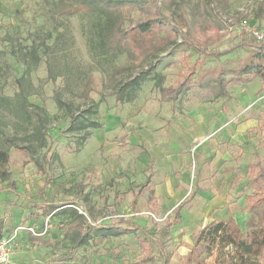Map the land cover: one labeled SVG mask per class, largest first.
I'll return each instance as SVG.
<instances>
[{"label": "rangeland", "instance_id": "1", "mask_svg": "<svg viewBox=\"0 0 264 264\" xmlns=\"http://www.w3.org/2000/svg\"><path fill=\"white\" fill-rule=\"evenodd\" d=\"M159 4L164 15L208 50L250 40L252 33L243 29V20L264 31V0H159ZM58 8L54 0H0V96L11 99L0 105V143L4 137L15 138L7 146L11 175L8 181L0 179V234L32 225L40 229L42 238L34 243L27 230L19 234L9 264H151L142 260L147 254L162 264L152 240L142 246L134 234L104 235L93 230L88 242L74 246V230L76 223L90 222V217L106 224L134 218L151 232L166 221L170 202L162 204L154 195L155 183L150 181L134 200L141 184L134 149L147 153L166 145V134L159 133L173 124L179 127L177 139L191 135L196 145L217 140L214 150L222 158L218 161L214 155L209 161L216 163L205 184L214 193L209 206L205 196L195 197L183 210L182 225L164 236L170 255L166 264H230L236 259L233 245L195 244V236L207 222L218 220L239 225L244 235L264 225V207L251 208L246 202L254 193L248 183L249 163L257 158L264 163V110L258 107L255 112L259 122L248 130L246 148L222 132L230 122L237 126L243 117L238 104L235 113L226 114L227 101L241 94L238 87L230 85L227 96L217 97L209 87L199 86L177 100L163 98L161 87L173 84L198 58L197 78L219 66L239 67L250 48L241 46L216 58L201 54L180 35L173 41L164 28L128 32L131 20L145 15L134 4L116 12L80 10L72 15ZM34 52L40 56L38 63ZM27 68L33 86L25 88L33 93L25 97L19 93L17 79ZM142 70H149L150 76L136 97L117 101L116 88ZM25 98L30 119L18 109ZM195 109L208 113L201 124L198 120L201 130H192L189 122L196 121L190 115ZM72 116L93 124L73 128ZM144 131L142 146L130 141L131 134ZM107 168L110 172L104 175ZM13 182L16 193L10 191ZM5 187L10 190H2ZM58 200L75 201L77 212H56L51 205L43 211L32 205ZM196 203L200 206L196 216H203V222L192 217ZM263 262L264 252L251 259L252 264Z\"/></svg>", "mask_w": 264, "mask_h": 264}, {"label": "trees", "instance_id": "2", "mask_svg": "<svg viewBox=\"0 0 264 264\" xmlns=\"http://www.w3.org/2000/svg\"><path fill=\"white\" fill-rule=\"evenodd\" d=\"M54 4L58 5L59 12L72 15L80 10L85 11H101V12H116L127 4H134L145 15L140 18H133L131 24L128 26L127 31L133 32H148L156 29H166L173 41L180 35L186 43L195 47L201 54L206 56H214L216 58L226 55L232 52L234 49L246 46L249 47L248 56L245 61L239 67L233 69H227L223 66L213 68L205 72L200 78H197L199 58L192 64L188 65L186 71L182 73L178 79L170 85L161 87V93L163 98H169L170 100H177L179 97L193 90L196 87H202L204 90L209 87L215 96H225L226 89L230 85H237L248 83L256 78H259L264 85V31L261 38L252 35L250 40L242 39L241 41L220 50H208L195 39H192L178 23L162 13L159 0H54ZM110 29V27H108ZM35 63H38L40 56L38 53H31ZM228 75H231L228 78ZM150 76L149 70H142L135 76L122 82L115 91L117 101H131L136 97L137 91L141 88L142 83ZM30 69L27 68L18 79L17 84L19 86V93L30 95L33 93L32 89L26 90L25 86L32 88L33 84L29 81ZM4 102H11L10 97L2 95L0 96V105ZM27 99L25 98L18 104L19 111L25 113L26 118H31V111L27 107ZM41 108V107H39ZM73 128H87L93 123L80 119L79 116H72ZM15 141L14 137H4L3 144L0 143V179L2 181H8L11 175L8 168L9 164V150L8 145H13ZM44 141L42 142V145ZM251 171V178L248 183L253 185L254 193L247 198V203L251 208L264 207V163L260 158L256 161L249 163ZM10 183V182H8ZM10 187L2 189L8 191ZM10 190L16 193L15 183L13 182ZM188 202L183 201L178 204L167 216L166 221L160 226L156 227L154 232L151 229L139 224L134 218H122L118 221H114L110 224H106L103 221L97 223L96 220L90 217V222L85 219L83 222L75 224L76 242L74 246H78L88 242L92 236V231L100 232L104 235H122V234H134L138 242L144 246L149 245V241L152 240L156 243L160 250V257L162 258V264H166L170 255L166 252V242L164 236L169 235L170 229L173 225L181 223V212L185 204ZM51 204L55 211L60 212H77V209L72 206L76 204L75 201L62 200L52 203H46L45 201H37L32 203L35 208L46 209L47 205ZM84 211L88 215V209L85 205H82ZM83 216V215H81ZM141 233H140V232ZM33 240H41L40 236L33 235ZM204 241H208L209 244H221V245H233L235 247L236 259H232L230 264H252L251 259L261 256L264 252V225L259 228L252 229L243 234L239 225H231L228 221H213L205 225L200 232L195 236V244H200ZM192 249L188 252L185 262L189 263L191 259ZM144 262H150L156 264L157 257L155 255L147 254L143 259ZM255 264V263H254ZM257 264H264L257 263Z\"/></svg>", "mask_w": 264, "mask_h": 264}, {"label": "crops", "instance_id": "3", "mask_svg": "<svg viewBox=\"0 0 264 264\" xmlns=\"http://www.w3.org/2000/svg\"><path fill=\"white\" fill-rule=\"evenodd\" d=\"M234 86L238 87V91H241V94H238L237 99L233 98L232 101H227L228 105L230 106V109L226 114L229 115L230 114L229 112L232 113V111H234L235 113L237 110L235 104H238L237 107L241 108V113L243 117L237 126L230 122L225 127V129L222 130V132L223 133L226 132L227 133L226 135H228V137L231 136V140L233 142H237L238 144H242L244 147H246L250 145L249 143L250 139H248V141L246 139L247 136L249 137L248 130L257 126L259 122L258 118H256L255 112H257L258 107H260L261 110H264V105H263L264 93L263 92L258 93V91H260L261 89L264 90V85L261 83L259 78H256L251 82L237 84ZM225 96H227V89ZM225 102L226 99L223 101L222 105H224ZM251 104L253 105L249 106ZM207 114H208L207 112L204 113L199 109L193 110V112L190 115L193 116L196 119V121L194 122L191 119H189V122H192L191 124L193 125L191 126L193 127L192 130H196V129L201 130V126L198 123L200 122L201 124V121L204 119V116H206ZM228 115H225L224 113V116H228ZM229 128H231L232 132L230 131ZM168 131L171 135H169ZM178 131H179V127H177L176 124H173V126L168 127L167 130L159 133V135L166 134V139L163 142L166 145L162 147L154 146L153 149L151 151L149 150L147 153L141 152L140 150L142 148L140 149V147L138 148L140 149L139 151L134 149V152H136L135 155L137 157L135 158V168L137 171L136 178L137 181H139V183L141 184H139L137 191L133 193L134 200H136L138 199L140 192H142L143 187L149 184L150 181L151 183H155L154 195L159 198V201L162 202V204H165L164 202L166 203L170 202L169 204L166 205L167 207H170L169 212H171L181 202L188 200V202L185 204L181 212V223L172 226L176 230H178L177 228L183 223L184 220L182 217L183 210L187 208V206L190 205V203L195 201L194 200L195 197L199 198L205 196L206 197L205 203L207 206H209L210 204V202L208 201L210 200L209 196H212V194L214 195V193L212 189L205 188V184L210 175L212 167H214V165L216 164L215 162L210 163L209 161L214 155L216 156L218 155V161L222 158L221 152L218 150H214L218 145L217 140L213 139L211 142L208 141L205 145L201 143L199 145H196L194 143L195 140L191 139L192 138L191 135H189L190 139L189 138H187L186 140L177 139V136L179 135L177 134ZM199 134H203L202 131H200ZM146 137L147 134L145 131L138 132L136 134H131L130 141L134 144L139 143V145L142 146L144 144L142 138H146ZM109 172H110V168L105 169L104 175H107ZM0 198L2 199L1 194H0ZM58 201H62V200H58ZM45 202L52 203L50 201H45ZM211 204L213 206V202H211ZM49 205H47L45 210H47ZM167 207L165 208L168 209ZM199 207H200L199 203L193 204V209L195 210L191 212L192 217L195 216L198 222H203L204 220L203 216L202 217L199 215L196 216L197 213H200ZM211 208L212 207H210L208 210H210ZM37 209L40 210V208ZM242 217L243 220H245L246 218L245 214L242 215ZM6 233L7 231L4 230V232L0 234V236H3ZM31 240L35 243L41 241L42 238L41 240H37V241L33 239ZM185 242H189V241L185 240Z\"/></svg>", "mask_w": 264, "mask_h": 264}, {"label": "built area", "instance_id": "4", "mask_svg": "<svg viewBox=\"0 0 264 264\" xmlns=\"http://www.w3.org/2000/svg\"><path fill=\"white\" fill-rule=\"evenodd\" d=\"M242 23L243 29H246L259 38L263 36V32L258 31L257 28L253 25H249L247 20H243ZM27 230L28 233L40 236L41 231L36 226L32 225H18L12 234L6 233L3 236H0V264H9L12 257L13 252V240L18 237L19 234H22Z\"/></svg>", "mask_w": 264, "mask_h": 264}]
</instances>
